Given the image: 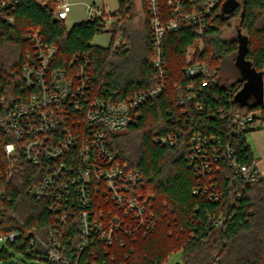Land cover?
<instances>
[{"label":"trees","instance_id":"16d2710c","mask_svg":"<svg viewBox=\"0 0 264 264\" xmlns=\"http://www.w3.org/2000/svg\"><path fill=\"white\" fill-rule=\"evenodd\" d=\"M49 1L51 4L15 0L10 10L14 23L0 19L1 90L18 89L25 54L33 52L29 38L32 31L40 33L44 44L55 46L67 65L73 55L90 53L93 89L101 98L127 100L159 83L145 0H141L145 16L142 30L133 26L134 0H119V15L111 26L83 21L71 29L56 19V0ZM227 2L224 0L216 9L203 36L192 29L166 36L168 87L142 106L140 117L126 131L108 135L109 147L117 159L142 173V194L159 217L155 228L146 235L139 232L126 236L124 245L115 243L107 249L92 236L72 264H163L176 253L181 254L182 264H264V175L254 183H245L235 174L230 165L232 158L247 165H254L257 159L248 142L250 131L233 136L232 119L225 117L238 110L259 112L264 121V102L240 104L236 100L246 83L237 65L241 37H221L231 20L239 17L247 41L244 60L263 73L264 0H235L232 11L226 9ZM106 32L113 34L108 47L92 44L96 36ZM120 34L121 42L115 47ZM228 62L235 63L240 77L223 85L222 73ZM191 63L208 64L217 73L218 83L202 87L203 79H188L185 70ZM167 135H172L177 144L157 142L158 137ZM198 135L218 149L219 166L210 176L200 173L191 160L188 144ZM5 143L0 131V168L4 170L9 167ZM44 176L42 168L20 161L12 178L0 180V235H18L14 242L0 248V261L7 260L12 250L39 264H54L46 259L43 243L48 245L55 219L47 203L29 193ZM211 184L216 188L209 190ZM214 195H218L217 200ZM92 209L93 217L103 213L101 219L107 218L110 211L120 214L111 202L106 204L96 196ZM219 217L223 218L222 225H216ZM59 238L67 252L78 251L81 233L76 217L60 225Z\"/></svg>","mask_w":264,"mask_h":264},{"label":"built area","instance_id":"2783aa9c","mask_svg":"<svg viewBox=\"0 0 264 264\" xmlns=\"http://www.w3.org/2000/svg\"><path fill=\"white\" fill-rule=\"evenodd\" d=\"M145 1L152 33L153 66L159 79L153 88L123 101L101 98L93 89L89 71L91 54H75L67 65L60 59L56 47L44 44L37 31L29 34L33 52L25 54L18 89L7 92L0 88V131L5 137L4 153L9 163L6 170L0 168V180L12 178L20 161L44 171L43 180L31 187L29 193L45 201L55 219L48 245L43 243L46 259L51 263L72 264L87 248L92 236L106 249L115 243L124 245L126 236L139 232L146 235L159 219L149 199L142 194L145 186L142 173L117 159L109 147L108 135L126 131L140 117L142 106L158 98L168 87L166 36L183 29H192L203 36L209 19L224 0ZM14 3L15 0H0V19L9 24L14 23L10 12ZM71 9L68 0H56V19L66 24ZM118 11L119 8L113 11L105 4H87L85 21L111 26ZM121 39L120 34L115 47ZM189 52L191 57L194 50ZM185 74L188 79H203L202 87L218 83L217 73L206 63H191ZM225 117H231L232 135L236 137L264 129L259 112L238 110ZM156 140L165 146L177 144L172 135ZM188 146L196 169L210 176L213 168L219 166L218 149L200 135L193 137ZM230 165L245 183H254L262 175L256 163L241 164L232 158ZM211 188L216 187L211 184L208 189ZM95 196L106 204L111 202L120 214L113 215L110 211L107 218L101 219L103 213L93 217ZM212 197L218 199V195ZM72 216L78 221L81 244L77 252L70 254L61 244L59 233L60 225ZM222 224L223 218L219 217L216 225ZM17 237L16 233L0 235V243L9 244Z\"/></svg>","mask_w":264,"mask_h":264},{"label":"rangeland","instance_id":"374dc122","mask_svg":"<svg viewBox=\"0 0 264 264\" xmlns=\"http://www.w3.org/2000/svg\"><path fill=\"white\" fill-rule=\"evenodd\" d=\"M39 1L43 3L48 2L49 4H51L49 0ZM68 2H70L72 6L68 21L66 23L68 29H71L75 24H79L85 21V8L87 4L95 3L99 6L105 4L109 6V8L113 11H116L119 8V0H68ZM134 12L135 17L133 19V26H135V28H137L138 30H142L145 23V16L143 13V5L141 3V0H134ZM237 36L241 37L239 53L240 57L238 56V59H240V73L241 76L246 80L241 94H243L244 96H249V92L256 91L255 95L257 96L259 94L258 96L261 98L262 88H260V83L261 85L263 84L264 90V72L261 73L253 70L250 67V64L246 62L243 58H241L240 54L245 51L247 41L245 37L246 33L240 29L239 17H236L235 19L231 20V26L226 28L221 34V37L227 40L235 39L237 38ZM112 37L113 34L111 32L100 34L94 38L92 44L101 47H108L112 41ZM240 73L236 68L235 63L233 64L232 62H228L223 69L221 83L223 82V85H229L234 83L240 77ZM2 246L3 244L0 243V248H2ZM9 253L10 257L5 261H0V264H39L37 261L30 260L21 254L15 253L12 250H9ZM169 261V264H182L181 254L176 253L172 255Z\"/></svg>","mask_w":264,"mask_h":264},{"label":"crops","instance_id":"0c3cea01","mask_svg":"<svg viewBox=\"0 0 264 264\" xmlns=\"http://www.w3.org/2000/svg\"><path fill=\"white\" fill-rule=\"evenodd\" d=\"M243 88L244 86L236 96V100L238 101V103L247 104L250 101L252 102L258 101V98L255 95L256 92L254 91L249 92L250 93L249 96H244L243 94H241ZM263 102H264V90H263ZM248 142L252 148L254 157L257 159L256 167L258 168L259 172L262 175H264V129L250 133L248 135Z\"/></svg>","mask_w":264,"mask_h":264},{"label":"water","instance_id":"95a60500","mask_svg":"<svg viewBox=\"0 0 264 264\" xmlns=\"http://www.w3.org/2000/svg\"><path fill=\"white\" fill-rule=\"evenodd\" d=\"M234 1L235 0H228L227 5H226V9H230L231 11L234 10L235 9V6H236L234 4ZM246 49H247V46H246ZM246 49H245V51H246ZM245 51H243L242 54H240L241 55V58H243V59H244V53H245ZM237 65L240 68V59H238ZM260 86L259 87L262 88V94H261V98L258 96L259 94L257 95V97H258V101L257 102H261L262 103L263 102V84L261 85V83H260ZM254 92H256V91H254Z\"/></svg>","mask_w":264,"mask_h":264}]
</instances>
